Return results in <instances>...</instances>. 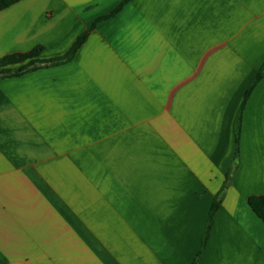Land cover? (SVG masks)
<instances>
[{
  "label": "crops",
  "instance_id": "0c3cea01",
  "mask_svg": "<svg viewBox=\"0 0 264 264\" xmlns=\"http://www.w3.org/2000/svg\"><path fill=\"white\" fill-rule=\"evenodd\" d=\"M121 2L0 10V58L89 32L0 77V264H192L221 191L196 264H264V0H131L90 31Z\"/></svg>",
  "mask_w": 264,
  "mask_h": 264
},
{
  "label": "trees",
  "instance_id": "16d2710c",
  "mask_svg": "<svg viewBox=\"0 0 264 264\" xmlns=\"http://www.w3.org/2000/svg\"><path fill=\"white\" fill-rule=\"evenodd\" d=\"M18 0H0V10L17 2ZM131 0H122L120 5L109 15H106L104 17L99 18L90 28V31L95 27V25L99 22L105 21L111 17H113L115 14H117L123 6L128 3ZM89 32L84 33L81 35L77 41L74 43L72 48L68 51V53L60 58L48 60V61H43L39 59V55L41 52L40 48L34 49L28 53L24 54H13V55H8L5 57L0 58V77H18L21 76L22 74L35 70L40 66H48V65H53V64H59L61 62H65L69 60L74 53L79 49V47L82 45V43L85 41L87 35ZM23 64L18 68H11V66ZM264 73V65L261 67L259 70L257 77H256V82L259 81L262 78V75ZM249 95V92L245 96V100L247 96ZM244 100V101H245ZM240 113L238 114L236 118V128H235V138L236 142L238 143L239 140V134H238V129L240 126ZM221 196H222V191L217 195L215 201L213 202L211 209L209 211L207 223H206V229L205 233L202 239L201 243V250L196 257V259L193 261L192 264H196L197 259L200 257L201 253L203 252L206 242L209 236V232L212 226L213 218L216 212L218 211L220 204H221ZM248 205L252 209V211L256 214V216L264 223V195L262 196H253L248 199Z\"/></svg>",
  "mask_w": 264,
  "mask_h": 264
}]
</instances>
